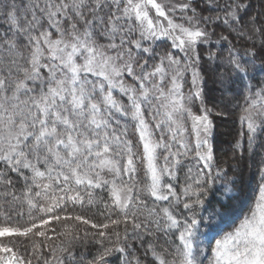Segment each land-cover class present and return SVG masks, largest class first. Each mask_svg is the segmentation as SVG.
<instances>
[{
  "label": "snow or ice",
  "instance_id": "snow-or-ice-1",
  "mask_svg": "<svg viewBox=\"0 0 264 264\" xmlns=\"http://www.w3.org/2000/svg\"><path fill=\"white\" fill-rule=\"evenodd\" d=\"M258 4L0 0V184L14 187L9 173L24 181L20 194L6 191L0 203V264H131L128 234L152 236L147 220L166 235L175 230L167 247L148 245L154 264H205L197 208L218 178L225 202L245 192L242 139L249 160L260 158V175L243 218L211 245L208 264H264V0ZM217 27L232 77L244 85L261 76L258 87L246 85L227 168L214 163L200 51ZM234 40L251 47L241 56ZM190 155L203 167L195 177L189 168L177 192V172ZM142 197L154 198L153 206ZM85 203H102L105 222L75 211ZM89 237L96 251L77 253Z\"/></svg>",
  "mask_w": 264,
  "mask_h": 264
},
{
  "label": "trees",
  "instance_id": "trees-1",
  "mask_svg": "<svg viewBox=\"0 0 264 264\" xmlns=\"http://www.w3.org/2000/svg\"><path fill=\"white\" fill-rule=\"evenodd\" d=\"M252 2L254 8L259 7L258 0H252ZM204 14L207 15L208 13L205 12ZM178 15L179 13H177V16ZM215 31L217 36L212 37V41L208 45H203L200 48L201 54L204 57V60L202 61V75L205 78L203 88L205 103L212 109L210 118L213 123L212 144L214 149V163L227 168V164L224 162L227 161L228 163H233V161L230 160L233 152V145L238 138L239 132L242 130L240 116L242 114V108L246 106L244 102V96L247 94L246 85L252 84L258 87L259 85L257 84V81L261 79V76H257V81L245 80L244 85H241L239 81H236L226 67L228 57L227 42H221L223 47L215 42L219 34L222 32V29L217 27ZM224 34H227V32L224 31ZM104 42L106 41L101 40V43ZM233 42L241 56L247 47H251V43L248 41L236 42L234 40ZM165 47V45H161L157 48V51L162 52ZM172 51L178 52V50L175 49ZM209 51L219 53V56L214 60H210L208 59ZM257 63H259V61ZM126 79L129 83L131 82L130 78L126 77ZM188 79L189 85L185 86V92H187L188 87L190 86V77ZM222 80L223 83H221ZM254 90L255 88H253V91ZM114 95H116L117 98L123 99V101L127 103V98L123 97L118 90H114ZM196 107L199 108V103H197ZM195 110L196 109H194V111ZM124 123L125 121L121 120V124L123 125ZM128 123L130 138H134L132 136L133 129L131 127V122L129 121ZM157 135H159V133ZM241 143L244 149V160L242 164L247 177L245 192L238 195L236 199L225 202V198L222 195L223 188L221 177L218 178L216 183L208 189L207 196L203 197L205 203L197 208V219L199 223L196 239L202 241L201 246L205 248V264H208V258L211 256V245L215 244V240L220 239L225 233L231 232L240 223L244 213L249 207V202L253 196L254 186L260 175L258 171L260 158L257 156L255 158V163L249 160V153L246 150L248 146L244 139L241 140ZM197 160L198 158L192 155L183 158L182 167L177 172L178 179L174 181V187L177 192H180L182 185L185 183V177L188 175L189 168L192 169V175L195 177V173L203 167L202 162L198 164ZM250 164L252 165L251 168H249ZM0 171H3V165H0ZM203 171L207 173L209 170L203 169ZM212 173L215 175V167H213ZM229 175H231V172ZM9 176L14 181V187L5 188L0 184V203L4 202L2 198L6 191L20 194L24 187L23 179L19 178L16 173H9ZM164 182H169V178L166 177ZM95 196L97 198L103 197L104 199H107V193L101 192L100 190H95ZM142 198H146L149 207L153 206L154 198ZM159 205L160 207H164L166 206V202H159ZM179 208L183 210V205L180 204ZM75 211L97 223L105 222V218L99 215L100 212L104 211L102 203H97L95 205H88L85 203L83 208L77 206ZM184 215L187 216L190 215V213L184 211ZM113 218H115V216H113ZM141 220H145V217L141 216ZM147 223L149 224V230L153 232L152 236H148L143 230H141L139 236L131 232L128 234V242L132 244V248L128 249L127 259L131 261V264H136L137 260H139L140 264H154L150 252L147 254V257H145V250L148 248V245L155 244L167 247L165 241L169 239V236L175 240V235H172V233H175V230H172L166 235L164 231L157 230V226L153 220H147ZM162 227L163 221L161 222V228ZM80 228L88 232L95 231L87 225H80ZM122 230L123 226H121V231ZM210 234H212V237L208 238ZM95 251L96 249L93 248L91 244V237H89L87 241L82 240L77 246V253H94ZM89 258L91 257L85 255V259ZM113 264H119V261H113Z\"/></svg>",
  "mask_w": 264,
  "mask_h": 264
},
{
  "label": "rangeland",
  "instance_id": "rangeland-1",
  "mask_svg": "<svg viewBox=\"0 0 264 264\" xmlns=\"http://www.w3.org/2000/svg\"><path fill=\"white\" fill-rule=\"evenodd\" d=\"M212 237V234H210L209 236H208V238H211Z\"/></svg>",
  "mask_w": 264,
  "mask_h": 264
}]
</instances>
